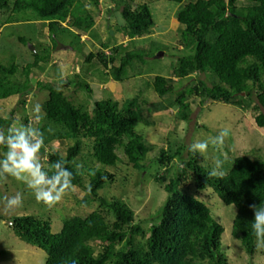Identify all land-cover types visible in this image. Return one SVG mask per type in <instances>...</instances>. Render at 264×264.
I'll list each match as a JSON object with an SVG mask.
<instances>
[{
  "label": "trees",
  "instance_id": "16d2710c",
  "mask_svg": "<svg viewBox=\"0 0 264 264\" xmlns=\"http://www.w3.org/2000/svg\"><path fill=\"white\" fill-rule=\"evenodd\" d=\"M120 9L124 25L122 38L132 42L150 34L154 17L149 2L166 1L181 6L175 14L182 27L180 45L188 55L177 58L171 76L178 81L203 75L198 80L175 92L168 79L155 76L147 88L159 98L149 111L163 112L177 109L175 119L187 122L191 115L190 98L205 103H221L245 110L254 103L257 114L254 123L264 128V0H110ZM99 0H0L3 25L36 23L47 29L51 46L37 43L32 61L24 66L0 63V101L18 97L19 105H26L31 90L30 75L40 64H47L61 37L70 39L69 46L80 52L81 37L94 27V16L87 4L99 7ZM21 17V19H19ZM25 44L21 39L18 40ZM101 44L102 50L90 52L86 63L96 62L113 82L130 79L128 71L134 64L144 63L140 55L123 54L115 65L116 55L126 46ZM163 47V46H162ZM159 47L158 51L165 48ZM103 49H110L107 57ZM21 67V68H20ZM21 69V70H20ZM142 73L132 77H140ZM83 76V75H82ZM85 76L75 75L58 84L38 83L47 94L41 104L42 116L36 127L43 132L44 146L39 157L47 169L59 159L73 173L72 184L85 192L79 202L88 205L99 202V211L85 216L67 217L61 229L53 234L51 221L33 213L13 218L10 228L23 244L45 252L44 264H228L220 252L223 228L215 222L209 208L180 188L187 174L194 178L199 191L212 189L225 206L236 210L232 222V237L240 241L249 256L256 252V238L252 234L253 212L249 205L264 204V159L248 155L233 159L229 171L222 178L209 176V169L201 165L197 155L186 147L178 146L170 155V148L160 149L155 160L160 168L177 158L172 178H155L167 194L160 211L154 214L150 226L144 230L142 222L120 199L99 197L98 192L116 182L110 169L118 165L131 166L133 170H146L142 161L149 146L135 127L146 121L141 92L122 103L95 100L92 108L75 104L65 94L70 87L84 91L93 98V91ZM106 80H102L105 82ZM174 95L172 100L167 96ZM263 111V112H262ZM12 115L0 116V128L12 126ZM27 117L23 124L27 125ZM70 143L65 155L60 150L48 152L52 145ZM86 150V155L83 152ZM186 151V158L181 154ZM90 172H94L91 175ZM90 187V191L88 190ZM111 218V221L108 218ZM98 245V246H97ZM264 257V249L260 250Z\"/></svg>",
  "mask_w": 264,
  "mask_h": 264
},
{
  "label": "rangeland",
  "instance_id": "374dc122",
  "mask_svg": "<svg viewBox=\"0 0 264 264\" xmlns=\"http://www.w3.org/2000/svg\"><path fill=\"white\" fill-rule=\"evenodd\" d=\"M188 1L186 0V2ZM98 3V8L87 4L88 9L92 10L95 22L89 33L81 37V51H73L69 46L70 39L61 37L64 44H60L65 48L53 49L49 63L40 64L30 75L31 90L26 97V105L20 106L18 97L0 101V116L8 118L10 114H13L11 127H21L24 117H27V125L31 123L36 127L39 121L36 117L37 115L41 117L42 112L37 114L33 109L35 105H41L47 98V94L36 84L55 85L68 79H72L74 83L75 75L82 78L86 75L85 80L91 86L93 98L90 99L84 91H79L75 87L68 88L65 94L75 104H85L87 108H92L95 100L122 103L141 92V99L147 103L142 106L144 108L143 115L146 121L153 122V125L150 126L139 123L135 127V130L143 136L149 146V152L141 163L144 164L146 170L138 172L131 166L123 165L110 169L111 173L116 174V182L105 186L102 191L98 192V196L115 197L122 200L133 211L134 216L142 222V228L146 230L152 223L153 215L160 211L167 198V194L158 186L155 178L159 176L172 178L177 167L180 169L182 167L177 158L173 159L165 168L156 165L155 160L161 148L164 150L170 148L169 154L172 155L178 146L188 149L191 143L209 140L216 136L221 129L228 128L230 133L224 145L218 149L210 145L205 160L198 154L201 165L211 170L212 160L221 156L222 153L221 158L225 162L221 171L225 175L236 157L248 155L252 159L256 157L264 159V128H258L254 123L257 113L252 108L255 102L249 108L241 110L221 103L200 105L199 99L190 98L187 102L190 104L191 115L187 122H179L175 119L177 109L159 113L149 111L148 108L153 103L160 101L152 89L146 87V84L152 82L155 76L168 79L175 92L193 85L198 80L207 82L203 75H192L191 78L183 81H178L171 76L177 58L188 55L187 52L182 51L179 43L182 27L175 18L176 11L181 6L166 1L149 2V9L155 21L150 34L128 42L127 38H122L121 35L124 22L117 5L110 0H99ZM4 21L5 16L0 14L1 65L7 66L13 63L24 66L32 61L30 46L35 47L37 43L45 47L51 46L46 28L41 30L36 23L27 22L3 25ZM19 39L25 44L19 42ZM105 42H109L111 46L118 44L126 46L116 55L115 65H118L119 57L125 53L143 57L144 63L134 64V70L128 71L130 79L123 83L113 82L109 77H106L105 71L96 62H85L88 54L102 50L101 44ZM159 47L165 49L158 51ZM103 52L107 57L110 56V49H103ZM159 53H162V56L155 58ZM138 72L142 73L140 77H132L137 76ZM102 80L106 81L102 82ZM169 97L174 99V95L165 98ZM68 144L70 145L68 142L56 143L47 151L60 150L61 154L65 155ZM86 152L84 150V156ZM181 155L186 158V151ZM180 188L203 202L209 208L212 219L223 228L220 252L228 264H264V257L260 253L261 249L256 248L254 256L251 257L241 247L240 241L232 237V222L236 212L233 206L223 205L212 189L197 190L191 174L186 175ZM17 194L21 196V206L12 211H4L0 204V264H44L46 259L44 251L37 247L27 246L16 238L9 227L14 217L33 213L48 218L51 221L52 233L55 234L60 231L62 221L67 217L85 216L100 210L99 202L95 200H90L88 205L79 204L85 197V192L78 187L69 190L58 203L47 206L38 203L33 191L28 189L24 183L12 177L0 180V202L4 197H12ZM108 219L111 221L110 217Z\"/></svg>",
  "mask_w": 264,
  "mask_h": 264
},
{
  "label": "clouds",
  "instance_id": "9594fccd",
  "mask_svg": "<svg viewBox=\"0 0 264 264\" xmlns=\"http://www.w3.org/2000/svg\"><path fill=\"white\" fill-rule=\"evenodd\" d=\"M33 111L37 114L40 113L41 105H35ZM36 119H40V116L37 115ZM229 133L230 129L223 128L209 140L191 143L188 146V151L194 156L199 154L205 160L209 146L218 149L224 145ZM43 146V132L31 123L21 127L0 128V180L12 177L20 181L33 191L38 203L52 206L74 188L73 173L68 170L66 161L63 159L55 161L45 169L39 159V153ZM221 156H223L222 153ZM221 156L212 160L213 166L208 173L209 176L223 177L221 169L225 160ZM90 174L94 175V172H90ZM88 190H91L90 187ZM0 204L4 211H12L21 206L22 199L17 194L12 197H4ZM249 208L253 212L251 229L256 238V247L264 249V204H251Z\"/></svg>",
  "mask_w": 264,
  "mask_h": 264
},
{
  "label": "water",
  "instance_id": "95a60500",
  "mask_svg": "<svg viewBox=\"0 0 264 264\" xmlns=\"http://www.w3.org/2000/svg\"><path fill=\"white\" fill-rule=\"evenodd\" d=\"M63 47H64V46H62L60 43H57V45H56V49L63 48ZM64 48H65V47H64ZM29 49H30V51H31L32 53H35V49H34L33 46H30ZM161 56H162V53H159L155 58H158V57H161Z\"/></svg>",
  "mask_w": 264,
  "mask_h": 264
}]
</instances>
